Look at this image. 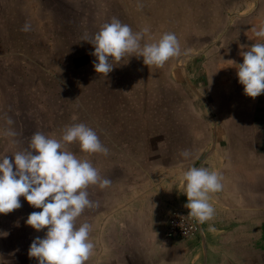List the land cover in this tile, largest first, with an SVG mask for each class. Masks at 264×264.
Here are the masks:
<instances>
[{"label": "rangeland", "instance_id": "1", "mask_svg": "<svg viewBox=\"0 0 264 264\" xmlns=\"http://www.w3.org/2000/svg\"><path fill=\"white\" fill-rule=\"evenodd\" d=\"M263 7L264 0H0V156L11 159L29 148L36 132L59 139L66 126L84 123L97 132L108 154L83 152L78 142L66 150L90 160L111 182L126 185L146 169L157 172L183 161L176 155L193 154L200 145L192 140V122L213 120L198 105L196 87H207L194 72L193 53L225 26L227 36L245 39L246 24L264 22V15L256 14ZM113 17L134 32L149 27L155 40L175 33L181 55L163 67L125 56L107 77L96 73L94 46L82 39H91ZM9 128L15 137L5 135ZM95 190L96 185L88 187L90 199ZM19 199L20 208L0 214L3 264L36 263L29 246L46 233L25 223L40 209Z\"/></svg>", "mask_w": 264, "mask_h": 264}, {"label": "crops", "instance_id": "2", "mask_svg": "<svg viewBox=\"0 0 264 264\" xmlns=\"http://www.w3.org/2000/svg\"><path fill=\"white\" fill-rule=\"evenodd\" d=\"M256 14L264 15V7ZM253 27L264 22L246 24L243 40L227 36L225 26L193 53L194 72L207 87H196L198 105L213 118L192 122L197 151L166 170L133 175L126 185L112 182L106 197L96 186L91 200L98 206L79 219L91 225L94 244L86 264H264V93L245 95L237 77L242 52L264 42L251 38ZM190 167L222 173L223 189L210 194L214 216L196 220L193 237L167 238L165 216L186 205L183 173Z\"/></svg>", "mask_w": 264, "mask_h": 264}, {"label": "clouds", "instance_id": "3", "mask_svg": "<svg viewBox=\"0 0 264 264\" xmlns=\"http://www.w3.org/2000/svg\"><path fill=\"white\" fill-rule=\"evenodd\" d=\"M137 7L141 9L142 5ZM29 29L30 25L25 24L22 30ZM255 35L264 38V27ZM82 40L94 46L95 72L106 77L125 56L142 57L147 66L163 67L169 59L181 55L175 33L165 32L155 40L149 27L134 32L115 17L91 39ZM242 56L238 82L245 95L255 98L264 93V42L252 44ZM7 123H13L11 118ZM5 135L15 137L17 133L9 128ZM75 142L89 154L109 152L93 128L75 123L66 126L59 139L36 132L29 148L15 152L11 159L5 154L0 156V214L20 208L21 196L33 208L40 209L30 213L25 221L37 231L46 229L44 237H35L29 246L28 255L36 258L37 264H86L94 249L89 239L91 225L84 222L77 228L76 220L86 209L98 206L89 198L88 187L105 189L112 182L102 177L90 160H81L66 150V145ZM180 155L187 159L191 153L183 150ZM183 180L188 215L201 224L211 220L215 209L209 202L210 194L223 189L222 173L190 167L183 173Z\"/></svg>", "mask_w": 264, "mask_h": 264}, {"label": "built area", "instance_id": "4", "mask_svg": "<svg viewBox=\"0 0 264 264\" xmlns=\"http://www.w3.org/2000/svg\"><path fill=\"white\" fill-rule=\"evenodd\" d=\"M189 209L176 205L165 216L163 235L167 238L189 239L197 232L196 219L188 215Z\"/></svg>", "mask_w": 264, "mask_h": 264}]
</instances>
